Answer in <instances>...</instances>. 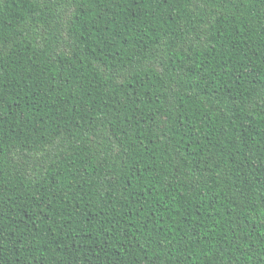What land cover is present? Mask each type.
Here are the masks:
<instances>
[{
  "label": "trees",
  "instance_id": "1",
  "mask_svg": "<svg viewBox=\"0 0 264 264\" xmlns=\"http://www.w3.org/2000/svg\"><path fill=\"white\" fill-rule=\"evenodd\" d=\"M0 264H264V0H0Z\"/></svg>",
  "mask_w": 264,
  "mask_h": 264
}]
</instances>
